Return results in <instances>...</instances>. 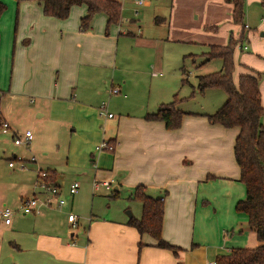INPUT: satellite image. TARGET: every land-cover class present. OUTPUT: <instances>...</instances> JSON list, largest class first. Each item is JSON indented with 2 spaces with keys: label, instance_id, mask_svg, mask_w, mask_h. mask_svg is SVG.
<instances>
[{
  "label": "crops",
  "instance_id": "obj_1",
  "mask_svg": "<svg viewBox=\"0 0 264 264\" xmlns=\"http://www.w3.org/2000/svg\"><path fill=\"white\" fill-rule=\"evenodd\" d=\"M0 1L7 6L0 18V91L2 99L9 95L15 107L14 114L0 105V130L3 123L9 130H18L17 116L23 115L20 101L26 98L33 105L35 118L54 124L68 122L72 134L67 164L74 176L64 178L46 167L54 171L61 192L65 180L80 178L91 183L113 179L118 193L129 190L132 195L135 187L143 186L151 197L165 194L161 237L180 250L175 256L157 248L151 237L127 225L132 215L127 217L125 210L111 217L96 215L91 199L90 214L85 213L78 202L79 190L74 196L66 190L62 209L53 203L34 215L41 219L31 242L6 241L0 231V264L6 258L8 264H206L232 248L256 246L246 216L234 210L245 195L233 157L238 130L209 124L205 116L213 111L208 113L204 103L199 111L185 107L182 103L194 100L199 94L196 90L178 100L177 86L156 79L162 77L165 46L170 43L162 37L164 32L148 37L143 31L126 34L119 31L122 17L118 25L107 28L103 14L95 15L83 31L84 6H73L66 19L58 20L44 16L34 1ZM149 5L147 1L143 6ZM231 10L230 5V14ZM9 11L12 23L4 21ZM161 22L155 19L156 25ZM259 26H264V20ZM240 32L231 35L236 38ZM132 35L128 58L124 36ZM143 62L145 70L137 69ZM107 79L109 90L105 89ZM115 87L119 94H111ZM104 97L110 104L113 98L123 99L118 108L113 107L112 118L102 119L98 114ZM260 100L264 107L261 92ZM172 101L183 113L178 129L167 130L162 122L145 119ZM261 121L264 126V117ZM108 141L113 142L111 151L96 150ZM91 191L95 195L103 190ZM19 201L21 207L22 196ZM67 213L78 216L77 230H69ZM140 216L141 211L133 217ZM3 225L9 231L12 220ZM4 245L16 254L5 251Z\"/></svg>",
  "mask_w": 264,
  "mask_h": 264
},
{
  "label": "rangeland",
  "instance_id": "obj_2",
  "mask_svg": "<svg viewBox=\"0 0 264 264\" xmlns=\"http://www.w3.org/2000/svg\"><path fill=\"white\" fill-rule=\"evenodd\" d=\"M132 1H118L122 4L121 17L123 18L119 31L126 34L131 32L134 35H138L139 31L142 34L143 31L142 35H146V37L159 31L164 32L162 37L170 43L165 46L162 77L156 79H167L169 83L177 86L179 89L178 100H182L184 96H188L196 90L198 76L220 71L221 61L219 59L207 60L206 58L210 46H225L231 33L234 34L241 30V26L232 23L230 5L226 0H175L174 2L172 0H147L150 3L148 7H136ZM263 2L264 0H244L243 2V24L247 25L249 30H244L242 41H238L233 48V82L237 85L238 77L243 73H249L255 77L259 76V87L264 103V36H259L260 32H264V26H259L261 20H264ZM135 10L138 12L136 16ZM10 12L4 16L6 23H12V19L7 16ZM155 19H161V24L156 25ZM249 34H251L250 37ZM124 37L128 40L126 41L128 47L125 48V52L128 50L126 57L129 58V38H134V36ZM239 37L233 38L237 40ZM259 40L262 42L260 43ZM240 46H246L247 50H241ZM8 49L6 48V54ZM136 50L139 49H133V51ZM136 53H140V51ZM4 59L7 61V57ZM144 65L145 62L140 63L137 69L144 71ZM182 70L186 73L187 83L185 84L181 82ZM149 72L151 71L148 69ZM107 82L108 79L105 82L106 87L103 86V88L109 90V83ZM2 97L3 94L0 98L1 107L8 108L10 109L9 112L15 114V107L11 101L13 99L9 95L3 99ZM225 99L224 93L215 89L204 96L198 94L194 100L182 104L187 108L199 111V105L204 103L205 109H208L206 111L208 113L213 111L211 113L213 114L223 105ZM122 100L113 98L110 104L107 97H104L99 106L103 103L106 104L107 113L114 116L113 107L118 108L122 104ZM28 101L29 98L20 101L23 115L22 117L17 116L19 119L18 130H0V209L5 206L13 212L10 230H5L6 226L0 220V231H2L4 240L19 239L24 243L31 242L41 218L40 216L22 215L19 210V197L22 196L23 201L21 203H23L30 199L32 192H40V188L37 187L38 171L40 169L47 171L46 167L49 166L50 169H55L56 173L63 175L64 178L74 176L71 173L72 168L67 164L72 134L70 132L71 126L68 122L54 124L46 118H35L33 105H30ZM110 105L112 109L109 107ZM100 118L104 119L107 116L102 115ZM25 128L31 130L33 140L28 145H15L14 139L22 140ZM77 179L80 183L78 202L84 208L85 213L90 214V200L92 199L93 214L111 217L121 210H125L128 214L130 212L132 217L139 216L141 204L131 198L129 190H120L116 198H111V192L105 191L92 195L91 182H82L80 178ZM114 179L117 180L118 177ZM71 182H67V180L63 182L62 197L64 200H67L65 194ZM48 218L50 217L48 216ZM254 240L257 244L256 239ZM3 249L16 254L13 249H8L5 245ZM21 254L25 256L27 253Z\"/></svg>",
  "mask_w": 264,
  "mask_h": 264
},
{
  "label": "trees",
  "instance_id": "obj_3",
  "mask_svg": "<svg viewBox=\"0 0 264 264\" xmlns=\"http://www.w3.org/2000/svg\"><path fill=\"white\" fill-rule=\"evenodd\" d=\"M16 4L34 1L42 9L46 17L64 20L69 16L73 6H84L86 15L80 20L81 30H87L92 18L97 14L106 17V27L118 25L121 19V4L116 0H14ZM231 5V20L234 25L241 26L240 37L235 40L231 35L225 46H210L206 54L207 60L219 59L220 71L197 77L196 91L199 94L208 89L223 91L226 99L213 114L206 115L211 125L238 130L233 145V157L239 169V182L244 186V198L234 207L238 214L247 218V226L255 234L256 246L252 248H232L227 255L215 258V264H264V107L261 105L259 76L242 75L234 84L232 74L233 48L242 41L245 30L243 24L244 0H226ZM264 5V4H263ZM7 6L0 1V18ZM182 83H187L186 73L182 70ZM2 94H0L1 98ZM183 113L176 107V101L162 105L157 112L147 114L148 121H160L167 130H175L181 126ZM1 125V123H0ZM106 150H112L113 142H106ZM48 181L57 186L54 171H46ZM118 191H111V198H116ZM164 196L151 197L143 186L134 188L131 198L141 204L140 218L130 217L127 225L146 234L155 241L159 249L169 250L177 256L180 251L161 237L164 214ZM14 248L17 246L11 244Z\"/></svg>",
  "mask_w": 264,
  "mask_h": 264
},
{
  "label": "built area",
  "instance_id": "obj_4",
  "mask_svg": "<svg viewBox=\"0 0 264 264\" xmlns=\"http://www.w3.org/2000/svg\"><path fill=\"white\" fill-rule=\"evenodd\" d=\"M147 0H133L132 3L136 7H141L145 5ZM135 15H137V11L135 10ZM245 29H248L247 25H244ZM241 50L246 51V46H240ZM111 94H119L118 88H112L110 90ZM98 114L99 116L106 115L107 118H112L110 113H107V106L106 104H101L98 107ZM8 128V125L6 123L2 124V129L5 130ZM32 140V134L30 130H26L23 133L22 140L15 138L14 144L15 145H28L30 144ZM107 144L106 142L100 143L96 150H106ZM11 166V164H9ZM21 168H23L21 166ZM37 187L40 188V192L33 193V195L30 197L29 200H25L21 207L20 211L22 212V215H38L40 213L41 208H51L52 204L55 203V206L57 209H62L65 205V200L62 197V192L59 186H53L48 181V174L46 171L39 170L37 173ZM115 184V181L113 179L109 180H93L91 183V188L94 192H97L99 190H103L105 192H111L113 190V185ZM79 190V183L74 181L70 183L67 189V193L70 196H74L77 194ZM12 217V211L7 207H2L0 209V220L3 221L5 225L10 224ZM66 220L69 224V230L75 231L78 229V216L73 213H67ZM206 264H215L214 261L207 262Z\"/></svg>",
  "mask_w": 264,
  "mask_h": 264
},
{
  "label": "water",
  "instance_id": "obj_5",
  "mask_svg": "<svg viewBox=\"0 0 264 264\" xmlns=\"http://www.w3.org/2000/svg\"><path fill=\"white\" fill-rule=\"evenodd\" d=\"M129 216H131V214H128V217H129ZM9 260H10L9 258H6V259L2 262V264H8V263H9Z\"/></svg>",
  "mask_w": 264,
  "mask_h": 264
}]
</instances>
